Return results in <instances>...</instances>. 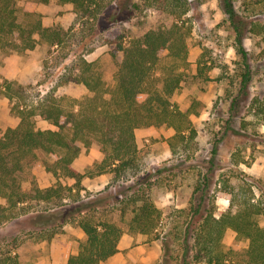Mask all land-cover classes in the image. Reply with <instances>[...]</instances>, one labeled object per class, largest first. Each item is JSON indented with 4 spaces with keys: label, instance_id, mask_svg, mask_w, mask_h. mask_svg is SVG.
<instances>
[{
    "label": "trees",
    "instance_id": "obj_1",
    "mask_svg": "<svg viewBox=\"0 0 264 264\" xmlns=\"http://www.w3.org/2000/svg\"><path fill=\"white\" fill-rule=\"evenodd\" d=\"M39 1L49 3L51 0ZM58 1L73 4L76 17L70 29L76 32L45 25L39 12H30L29 17L21 18L18 0H0V50L25 52L36 48L40 41L59 46L67 44L68 40L78 44L76 35H93L103 25L118 19L113 12L115 3H120L126 15L137 13L145 5H157L170 11L174 21L118 42L122 58L118 60L115 54L118 66L113 86L107 84L95 61L72 46L75 57L68 66L69 79L84 83L89 90V94L77 102L51 92L35 102L29 100V94L20 85L16 87L9 80L1 84L6 87L4 93L15 99L12 111L19 116L15 126L0 134V196L6 201L4 210L29 213L33 207L42 205L44 211L38 214L41 217L38 221L53 229L77 221L87 237L77 253L69 254L67 264H101L116 254L125 232L122 224L103 218L97 203L86 205L72 196L68 202H55L63 201L69 189L72 192L82 187L86 173L79 170L74 161L84 146L98 144L103 159L95 165L94 174L112 172L115 183L131 180L129 187L123 190V197L117 200L122 203L123 213L130 209V230L153 233L158 239L161 234L156 231L165 228L167 216L181 219L183 264H264L263 180L254 179L249 188L236 190L229 175L223 173L231 203L218 215L211 202L208 180L215 168L210 167L204 173L205 178L199 179L189 204L165 216L153 198V182L147 176L139 177L149 164L150 151L139 145L138 128L164 124L173 127L175 133L168 142L172 154L180 158L192 159L199 149L198 131L189 113L172 100L188 74L192 32L188 15L192 0H123V5L121 0ZM222 5L235 35V46L246 60L240 92L245 90L247 94L253 76L245 37L258 35L264 43V0H240L239 6L235 0H222ZM261 53L264 58V46ZM199 63L202 67L203 60ZM200 71L204 73L202 68ZM238 99L237 95L233 108L238 107ZM247 111L256 122L246 120L243 127H256L258 121L264 123L263 98L253 97ZM38 116L53 127H39ZM229 130H232L231 125L226 127L225 133ZM39 162L57 178H72L74 183L59 181L56 185L42 187L32 180L29 187L25 186L23 173ZM229 228L236 231V236L227 245L224 237ZM0 264L22 262L18 254L6 250L0 254Z\"/></svg>",
    "mask_w": 264,
    "mask_h": 264
},
{
    "label": "rangeland",
    "instance_id": "obj_2",
    "mask_svg": "<svg viewBox=\"0 0 264 264\" xmlns=\"http://www.w3.org/2000/svg\"><path fill=\"white\" fill-rule=\"evenodd\" d=\"M235 1L239 6L240 0ZM18 5L21 18L29 17L30 12H39L45 25L61 26L71 33L76 32L70 29L76 17L71 3L18 0ZM115 6L113 12L118 19L103 25L93 35H76L78 44L74 45L68 39L62 46L40 41L36 48L25 52L0 50V134L19 122L18 114L12 111L15 99L7 96L4 93L6 87L1 86L6 80L12 81L16 87H23L30 96L29 100L35 102L50 92L77 102L89 94V90L84 83L69 79L68 66L75 57L71 52L72 46H76L78 53L95 61L107 84L113 86L118 66L115 54L118 60L122 58L118 42L132 35H141L151 28L168 26L174 21L170 11L157 5L142 6L143 9L132 15H126L120 3H115ZM188 16L192 25L189 69L172 100L189 113L198 131L199 149L192 159L180 158L172 154L168 142L175 133L173 127L164 124L138 128L139 145L150 151L149 164L139 177L147 176L153 182V198L167 216L189 204L199 179L205 178L204 173L214 167L211 179L207 180L211 202L219 215L231 203V193L224 186L223 173L229 175L236 190L249 188L254 179L264 181V123L258 121L256 127H243L246 120L256 122L247 111L252 98L259 96L264 99V58L261 53L264 43L258 35L245 37L253 79L249 92H240L246 60L235 46V35L227 23L222 0H192ZM237 95L238 107L233 108ZM37 124L42 128L53 127L40 116ZM228 125L232 130L225 133ZM102 159L98 144L84 146L74 161L86 173L82 187L78 186L72 192L69 189L63 201H55L68 202L72 196L86 205L97 203L103 218H110L125 227L121 248L102 264H183L181 219H168L167 216L165 228L156 231L161 234L158 239L153 233L130 230V209L123 213L122 203L117 200L123 197V190L129 187L131 180L115 183L112 172L94 174L95 165ZM22 177L27 187L32 180L42 187L56 185L59 181L69 185L74 183L72 178H57L40 162L30 166ZM255 191L260 194L257 187ZM103 199L105 202L99 204L98 201ZM5 202V198L0 196V254L10 250L19 255L22 264H61L68 253L78 252L86 240V233L77 221L53 229L38 221L41 218L38 214L44 211L42 205L33 207L29 213L19 214L18 210H4ZM235 236L236 231L229 228L225 243L230 245Z\"/></svg>",
    "mask_w": 264,
    "mask_h": 264
},
{
    "label": "crops",
    "instance_id": "obj_3",
    "mask_svg": "<svg viewBox=\"0 0 264 264\" xmlns=\"http://www.w3.org/2000/svg\"><path fill=\"white\" fill-rule=\"evenodd\" d=\"M74 165H75V164H74ZM75 166H76V165H75ZM76 167H77V166H76ZM77 168H78V167H77ZM78 169H79V168H78ZM79 170H80V169H79ZM121 242H122V238H121L120 244H121ZM120 244H119V247L121 248ZM71 253H77V252L73 251V252H71ZM69 254H70V253H68V256H69ZM68 256H67V259H65V261H63V263H61V264H67ZM111 257H112V256H111ZM103 262H104V261H103ZM103 262H102V263H103ZM102 263H101V264H102Z\"/></svg>",
    "mask_w": 264,
    "mask_h": 264
}]
</instances>
